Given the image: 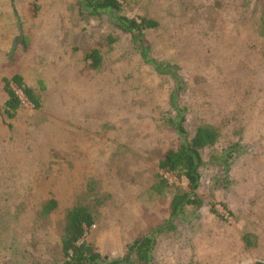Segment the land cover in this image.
Here are the masks:
<instances>
[{
    "label": "rangeland",
    "instance_id": "rangeland-1",
    "mask_svg": "<svg viewBox=\"0 0 264 264\" xmlns=\"http://www.w3.org/2000/svg\"><path fill=\"white\" fill-rule=\"evenodd\" d=\"M123 2L127 16L159 21L146 32L149 55L179 64L189 132L200 122L217 127L215 156L239 144L229 182L204 151L202 205L170 219L152 264L264 261V0ZM110 33L119 37L111 45ZM94 47L104 56L99 71L84 60ZM15 74L36 89L43 83V106L18 91L22 107L7 118L3 79ZM175 83L108 15L81 16L76 0H0V264H62L64 214L79 202L96 217L85 239L113 257L169 220L171 194L162 202L149 190L158 160L180 142L165 122ZM50 196L59 209L40 220Z\"/></svg>",
    "mask_w": 264,
    "mask_h": 264
},
{
    "label": "trees",
    "instance_id": "trees-1",
    "mask_svg": "<svg viewBox=\"0 0 264 264\" xmlns=\"http://www.w3.org/2000/svg\"><path fill=\"white\" fill-rule=\"evenodd\" d=\"M76 6L80 15L84 17L108 15L115 27L131 36L143 60L146 62L151 60L159 74L170 75L175 80V87L170 95V106L174 110V115L167 117L165 122L179 136L180 142L177 147L167 149L158 160L154 183L149 190L153 197H157L162 202H165L168 195L171 194L167 207L169 220L152 229L150 233L137 236L126 245L121 256L113 257L102 254L92 242L85 239L87 231L95 224L96 217L91 208L93 205L79 202L64 214L60 235L61 263L152 264L153 252L157 245V235L165 230L173 229L170 219L177 217L187 206L199 208L202 205L198 188L201 180L200 169L205 164L204 151L211 150L212 161L223 170L226 182H229L230 160L234 156V150H238L239 144L234 143L215 156L213 151L221 139V133L217 127L208 122H200L195 126L192 133L186 128V108L182 107L180 101L183 85L178 73L179 64L174 59L152 60L149 55L151 45L146 32L150 29H157L160 26L159 21L147 17L131 18L127 16L124 13L123 0H76ZM262 24L264 26V12ZM104 40L111 45L116 43L119 37L110 33ZM84 60L90 69L99 71L103 66L104 56L99 47H94L84 51ZM3 80L7 95L3 104V112L7 118H14L22 107L23 101L18 91L26 97L35 109L42 108V93L45 90L42 82L36 89L28 85L21 74H15L11 78L6 77ZM166 173L172 174L178 181L186 180V187L171 182L165 176ZM89 185L92 190H95L93 182H90ZM99 203H101V199L96 198L95 206ZM224 207L231 212L226 205ZM58 209V200L54 196H50L40 204L36 215L40 220H46ZM211 211L222 216L216 210L215 205L211 206ZM249 237L246 235L245 239L248 245H252ZM255 264H264V261H258Z\"/></svg>",
    "mask_w": 264,
    "mask_h": 264
}]
</instances>
